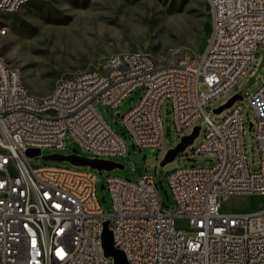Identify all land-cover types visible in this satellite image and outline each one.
Wrapping results in <instances>:
<instances>
[{
  "label": "built area",
  "instance_id": "1",
  "mask_svg": "<svg viewBox=\"0 0 264 264\" xmlns=\"http://www.w3.org/2000/svg\"><path fill=\"white\" fill-rule=\"evenodd\" d=\"M31 1L0 0V10L15 13ZM206 1L210 35L194 59L158 65L143 52L116 53L37 96L0 57V264H114L102 245L105 221L129 264H264V206L225 213L219 202L264 196V80L250 97L257 170L247 165L238 107L218 122L204 111L237 85L264 44V0ZM137 89L138 103L120 117L134 148L160 149L165 102L178 135L198 119L205 128L192 155L211 157L214 164L174 168L166 176L173 209L160 203L148 174L135 181L106 178V213L95 172L29 165L27 149L62 151L66 137L90 159L123 157L125 139L94 102L116 109ZM178 220L187 227H178Z\"/></svg>",
  "mask_w": 264,
  "mask_h": 264
},
{
  "label": "rangeland",
  "instance_id": "2",
  "mask_svg": "<svg viewBox=\"0 0 264 264\" xmlns=\"http://www.w3.org/2000/svg\"><path fill=\"white\" fill-rule=\"evenodd\" d=\"M206 0H38L25 4L18 12L0 15V57L19 71L26 89L37 96L48 95L55 82L85 70L99 67L111 55L121 52H143L150 55L156 64H173L184 57L194 59L200 55L211 30V17L204 20L198 12ZM209 6V5H208ZM210 14V10H209ZM264 80V44L257 50L248 70L237 85L223 97L210 102L204 111L212 121H221L232 108L238 107L244 120L243 142L247 165L251 171L258 167V150L254 137V116L250 97ZM238 94L236 101L220 114L213 111ZM142 90L137 89L116 109L102 102L94 107L102 119L119 136L125 139L126 153L123 157L99 158L123 166V169L93 171L97 175V196L103 210L110 212V198L106 178L116 177L135 181L144 174L154 177L160 203L173 209L174 202L169 192L165 172L185 166L210 167L211 157L193 156L192 151L201 143L205 128L200 119L178 135L168 114V103L161 109L163 140L159 150L134 148L126 136L120 117L139 101ZM199 126L194 142L171 162L159 164L169 149L180 138L189 135ZM66 149L42 150L41 156L50 154L94 158L83 154L70 137L65 138ZM183 158V159H181ZM31 167L58 166L76 168L67 162L44 161L41 157L29 158ZM10 172L14 171L10 167ZM221 211L246 213L264 206V196L243 195L219 198ZM178 227H187L185 220L177 221Z\"/></svg>",
  "mask_w": 264,
  "mask_h": 264
},
{
  "label": "water",
  "instance_id": "3",
  "mask_svg": "<svg viewBox=\"0 0 264 264\" xmlns=\"http://www.w3.org/2000/svg\"><path fill=\"white\" fill-rule=\"evenodd\" d=\"M242 100L241 96L238 94H235L232 96L226 103L217 109H215L213 112L215 114H220L225 109L231 108V106L236 102ZM252 124H249V129H251ZM200 127L195 126L193 127L191 133L189 135L182 136L180 138L179 143L172 149H169L166 154L164 155L163 159L160 162V166L163 167L168 163H171L175 157L182 153L188 146H190L194 140L197 138L199 134ZM25 155L28 158H35V157H41L44 161H53V162H67L70 165L74 167H89L92 170L96 171H111L113 169H123V166L117 163H114L109 160L104 159H90L87 157H81L75 154L64 156L59 154H50V155H44L41 156V152L38 149H27L25 151ZM173 170V169H172ZM167 171L164 174V177L172 171ZM102 245L104 249V254L106 256H110L113 258L114 264H129L128 261L125 258L124 253L115 248L113 245V238H112V232L108 228V222H104V227L102 231Z\"/></svg>",
  "mask_w": 264,
  "mask_h": 264
},
{
  "label": "trees",
  "instance_id": "4",
  "mask_svg": "<svg viewBox=\"0 0 264 264\" xmlns=\"http://www.w3.org/2000/svg\"><path fill=\"white\" fill-rule=\"evenodd\" d=\"M209 6L206 3H203V5L200 7L198 16L201 20V24L204 26L205 21L209 19Z\"/></svg>",
  "mask_w": 264,
  "mask_h": 264
},
{
  "label": "bare ground",
  "instance_id": "5",
  "mask_svg": "<svg viewBox=\"0 0 264 264\" xmlns=\"http://www.w3.org/2000/svg\"><path fill=\"white\" fill-rule=\"evenodd\" d=\"M38 1V0H35ZM3 13V10H0V15ZM5 34V32L3 33V35ZM3 59V58H2ZM4 60V59H3ZM19 72V71H18Z\"/></svg>",
  "mask_w": 264,
  "mask_h": 264
}]
</instances>
